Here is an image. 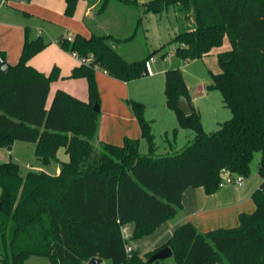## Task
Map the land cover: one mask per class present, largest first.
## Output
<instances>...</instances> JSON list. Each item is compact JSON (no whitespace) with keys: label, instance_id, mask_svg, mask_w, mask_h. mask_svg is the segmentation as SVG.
Returning a JSON list of instances; mask_svg holds the SVG:
<instances>
[{"label":"trees","instance_id":"obj_1","mask_svg":"<svg viewBox=\"0 0 264 264\" xmlns=\"http://www.w3.org/2000/svg\"><path fill=\"white\" fill-rule=\"evenodd\" d=\"M79 0H65V14L73 16ZM120 7L162 12L173 7L180 20L174 37L176 54L186 60L214 53L225 36L229 50L218 51L220 71L212 73L208 89H218L232 116L208 132L196 110L179 67L165 70L167 106L176 111L178 125L191 128L193 140L179 151L157 154L151 121L144 104L128 103L141 126L148 152L140 139L122 145L99 139L100 102L96 69L131 81L150 74L149 60L127 59L116 44L134 39L101 31L59 40L67 51L92 57L73 69L71 77H86L89 99L65 90L55 92L48 106L50 84L59 76L41 72L29 60L43 50V38H26L20 59L5 74L0 68V146L15 140L35 144L43 162L56 159L59 173L29 171L23 176L18 162H0V264H83L92 257L111 264H153L148 259L165 246L179 264H264V0H99L97 15ZM113 3V4H111ZM142 19L137 21V26ZM165 54H163V57ZM6 58L0 50V58ZM181 99L192 108L186 115ZM64 147L68 159L58 151ZM260 153L261 183L252 194L256 209L241 213L239 224L201 232L192 222L178 226L163 245L145 252H127L122 226L133 222V239L152 234L182 209L188 187L215 192L225 171L247 177L254 155Z\"/></svg>","mask_w":264,"mask_h":264},{"label":"crops","instance_id":"obj_2","mask_svg":"<svg viewBox=\"0 0 264 264\" xmlns=\"http://www.w3.org/2000/svg\"><path fill=\"white\" fill-rule=\"evenodd\" d=\"M8 1L10 0H0V50L4 52L7 61L11 65L17 64L26 38L32 40L41 37L47 45L29 63L46 74H50L54 67L59 69L58 78L50 84L48 106L59 89L88 100L87 78L71 77L73 69L82 62L78 56L62 48L59 40L76 33L90 36L93 31L121 36L119 34L127 28L126 18L130 8L123 5L118 10L113 9V12L97 15L99 0H79L74 15L67 16L65 0H33L26 6L20 1L19 4L7 7L5 4ZM95 73L102 110L99 139L117 145H122L126 137L140 139V150L143 152L142 147L146 141L142 137L141 126L126 103L130 92L129 81L112 77L99 68ZM193 137L194 133L191 137L188 136L186 144ZM67 155L64 147L59 149L60 160H67ZM251 167L253 174L244 177L242 185L227 184L213 193H207L203 186L186 188L182 195V209L150 235L133 239L135 224H124L122 234L127 245L141 253L155 249L167 242L174 230L185 222H192L201 232L238 226L241 213H252L256 209L252 194L262 179L258 174V164H255V169L253 165ZM57 170L59 173L60 163ZM37 261L43 264L48 262L40 258ZM88 263L89 260L84 261V264Z\"/></svg>","mask_w":264,"mask_h":264},{"label":"rangeland","instance_id":"obj_3","mask_svg":"<svg viewBox=\"0 0 264 264\" xmlns=\"http://www.w3.org/2000/svg\"><path fill=\"white\" fill-rule=\"evenodd\" d=\"M32 1L26 0L22 3L26 6L31 4ZM147 1L149 0H138L141 4ZM113 2L114 4L111 3L113 5L109 7L108 13L113 12V9L118 10L121 5L119 1ZM19 3L21 2L10 0L5 6H14ZM176 14L173 7L158 13L154 11L144 13L143 9L131 7L129 16L126 18L127 28L119 35L125 38L135 31L134 39L116 44L117 49L127 59H139L149 51L156 50L153 60H149L148 63L150 74L129 81L130 92L126 103L130 107L128 100L131 98L144 104V117L151 121L157 154L179 151L186 144L188 136L191 137L194 133L193 129L189 127H180L176 111L167 106L165 95V70L167 68L179 67L182 70L186 84L192 94L194 106L201 115L202 124L206 131L217 130L220 122L232 116L231 110L223 102L222 93L218 89L207 88V85L212 81V73L221 70L217 60V52L231 48L228 36L224 37L222 46L215 49L213 54L193 60L183 59L176 54L175 48L177 44L174 37L179 33L181 25ZM140 17L142 22L137 26ZM163 54H165L164 57ZM99 105L101 106V97ZM130 110H132L131 107ZM100 114L102 115L101 109ZM147 150L148 144L144 142L142 151L147 152ZM259 159L260 153H256L253 162H251L253 169H255V164H258ZM4 160L18 162L23 176H26L29 171L41 170L57 174L59 168V162L56 159L49 160L46 163L38 159L35 155L34 143L19 139L15 140L10 147L0 146V162ZM252 174L251 167V172L247 177L252 176ZM104 262L110 264L107 260ZM153 264L179 263L177 256L172 254L171 257L155 261Z\"/></svg>","mask_w":264,"mask_h":264},{"label":"water","instance_id":"obj_4","mask_svg":"<svg viewBox=\"0 0 264 264\" xmlns=\"http://www.w3.org/2000/svg\"><path fill=\"white\" fill-rule=\"evenodd\" d=\"M19 1H26V0H19ZM11 64L7 61L6 58L1 57L0 58V68L3 72L8 73L11 69ZM179 108L186 114L189 115L192 113V108L190 107V105L186 102V100L181 99L179 102ZM95 111H100V105L98 103L95 104L94 106ZM0 206H1V202H0ZM173 254V250L171 249V247L169 246H165L162 249L156 251L154 254H152L150 256V258L148 259L149 263H153L155 261L158 260H163L166 259L168 257H171ZM103 259L99 258V257H92L89 260L88 264H100L102 263Z\"/></svg>","mask_w":264,"mask_h":264},{"label":"built area","instance_id":"obj_5","mask_svg":"<svg viewBox=\"0 0 264 264\" xmlns=\"http://www.w3.org/2000/svg\"><path fill=\"white\" fill-rule=\"evenodd\" d=\"M65 39H67L70 42L73 40V36H67V37H65ZM72 53L74 54V56H78V54L76 52H72ZM79 58H80L82 63H89L92 60V57H90V56L84 57V58L79 57ZM243 182H244V176L243 175H241V174L238 175L235 173H231L229 171H225L222 175V180L219 184V187H223L227 184L242 185ZM126 250H127V252H131L133 249L131 246L127 245ZM100 264H104V263H100Z\"/></svg>","mask_w":264,"mask_h":264}]
</instances>
